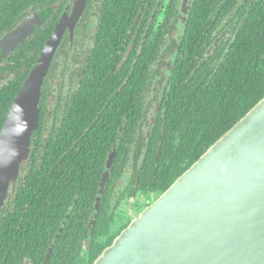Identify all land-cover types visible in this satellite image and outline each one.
I'll return each mask as SVG.
<instances>
[{"label": "flooded vegetation", "instance_id": "obj_1", "mask_svg": "<svg viewBox=\"0 0 264 264\" xmlns=\"http://www.w3.org/2000/svg\"><path fill=\"white\" fill-rule=\"evenodd\" d=\"M72 5L52 4L54 26ZM34 12L44 19L32 8L0 38ZM262 16L264 0H87L51 61L30 155L0 208V264H82L111 244L163 192L159 177L176 175L172 184L193 164L199 86ZM35 34L0 60V131L9 86L20 89L46 41Z\"/></svg>", "mask_w": 264, "mask_h": 264}, {"label": "water", "instance_id": "obj_2", "mask_svg": "<svg viewBox=\"0 0 264 264\" xmlns=\"http://www.w3.org/2000/svg\"><path fill=\"white\" fill-rule=\"evenodd\" d=\"M87 0H73L16 93L0 131V208L30 155L44 78ZM44 24L38 12L0 38V60ZM107 246L92 264H264V96ZM52 248L50 249L51 252Z\"/></svg>", "mask_w": 264, "mask_h": 264}, {"label": "trees", "instance_id": "obj_3", "mask_svg": "<svg viewBox=\"0 0 264 264\" xmlns=\"http://www.w3.org/2000/svg\"><path fill=\"white\" fill-rule=\"evenodd\" d=\"M63 0H0V35L10 29L30 9H39L44 16L43 26L36 28V34L31 39L42 46L51 34L54 22L48 16L52 13L51 6ZM264 19V16L261 17ZM261 18L254 22L261 23ZM259 20V21H258ZM253 32H247L242 41L235 43L229 53V63L224 66V72L215 75V79L205 86H199L205 97L199 101L198 113L192 120L189 131L197 134L194 142L196 151L191 163H194L223 133L236 124L264 96V23L253 26ZM242 50V53L240 51ZM236 56V57H234ZM20 84L9 86L7 92V107L9 108ZM175 145V144H173ZM172 175V174H170ZM159 177L163 180L159 187L166 190L176 175ZM106 241L101 248L108 246ZM97 255H91L88 262L92 264Z\"/></svg>", "mask_w": 264, "mask_h": 264}, {"label": "rangeland", "instance_id": "obj_4", "mask_svg": "<svg viewBox=\"0 0 264 264\" xmlns=\"http://www.w3.org/2000/svg\"><path fill=\"white\" fill-rule=\"evenodd\" d=\"M159 193H156V196L154 197V198H157ZM150 201L152 202V199H150ZM137 210H139V209H137V208H134V213H136L137 212Z\"/></svg>", "mask_w": 264, "mask_h": 264}]
</instances>
